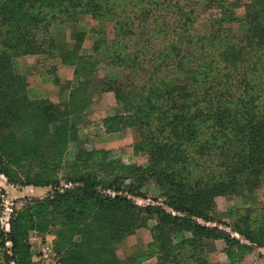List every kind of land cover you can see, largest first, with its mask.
Listing matches in <instances>:
<instances>
[{
  "label": "trees",
  "instance_id": "trees-1",
  "mask_svg": "<svg viewBox=\"0 0 264 264\" xmlns=\"http://www.w3.org/2000/svg\"><path fill=\"white\" fill-rule=\"evenodd\" d=\"M87 15L112 23L114 31L112 41L94 42L90 57L79 54L84 35L75 30ZM201 15L208 16V36L193 32ZM238 21L246 25L242 36L230 27ZM53 25L72 28V49L54 43ZM42 53L75 68L58 105L31 100L26 78L14 70L16 58ZM100 64L120 69L121 79L95 81ZM97 92H112L122 105L123 117L111 121L139 132L145 171L106 162L104 150L77 148L67 158L78 142L72 120ZM202 135L204 144L232 138L227 145L234 150L227 169L191 182L183 148ZM193 152L199 160L207 151ZM0 175L12 186L50 189L10 208L8 232L0 223V264H31L30 236L48 233L60 264H126L115 247L141 228L140 215L158 222L149 244L156 246V264H210L204 240L223 242L231 264L264 250V225H235L240 240L199 223L210 222L215 196L264 183V0H0ZM149 177L176 215L138 207L128 197L143 198L138 187ZM3 195L0 190V219ZM167 228L190 235L173 242Z\"/></svg>",
  "mask_w": 264,
  "mask_h": 264
},
{
  "label": "rangeland",
  "instance_id": "rangeland-1",
  "mask_svg": "<svg viewBox=\"0 0 264 264\" xmlns=\"http://www.w3.org/2000/svg\"><path fill=\"white\" fill-rule=\"evenodd\" d=\"M226 1L232 3L235 1L243 0ZM235 12L236 15L241 18L244 13V9L240 8ZM82 18L83 17H81L79 20H81ZM230 27L231 30L238 36H242L246 32V25L242 21L232 23ZM101 29H103V27H100L99 31L94 29L95 31L90 32V39L93 41V43L98 40L96 36L99 34ZM209 30L210 27L208 16L201 15L193 30L194 34L196 36H208ZM15 72L18 74L21 73L20 70H15ZM65 100L66 97L63 101ZM117 112L118 118L123 117L122 105L117 104ZM119 121V119L111 121L109 123L110 128L116 131H125V136L131 137L133 141L132 143H126L124 147H120L119 149L112 151L94 147L92 143L80 140L77 136L78 142L73 143L70 146L67 158H73L75 156V151L77 148L86 149L91 152L94 149L104 150L107 151L106 162L117 160L127 168H136L145 171L148 165V155L147 152L137 149L136 147V144L139 142V132L134 128H128L126 126L122 127V125L119 126ZM72 122L77 124V121H75L74 119L72 120ZM200 140L201 142L198 144H203V147L197 146L198 144H189L185 147V149L183 148L186 155L188 156L187 161L190 163L188 174H186L185 177L191 182L200 179L198 178L199 176H202L201 178L216 177L218 170L227 169L226 166L228 162H230V150H234L233 145H227V143L229 142L228 140H232V138L229 137H221L217 141V144H214L212 142H210L209 144H204L206 137L203 135ZM194 148H199V150H204L207 152L201 155V158L198 160L197 155L193 152ZM227 150H229V152ZM193 163H196V166H193ZM211 170L212 173L208 175L207 173H209ZM127 175L128 177H131L130 179H132V177L138 178V174L129 173ZM128 182L129 181H126V183ZM132 182H134V180H132ZM0 184L2 185V187L0 186V190H4V195L1 196V226L9 216L11 212L10 208H12V206L22 205V200L24 198H43L50 192L49 188L12 186L8 184L7 180L1 175ZM138 190L139 191H137V193L144 196L143 198L128 196L136 206L143 208L150 205L160 206L166 209L165 201L167 200V198H165L164 193L155 183V180L152 177L145 179V182H142L141 185H139ZM233 190H236V192ZM213 203L214 206L209 212L210 222L203 223L199 220V223H201L202 225H206L212 228H218L228 233L231 237H235L240 240L241 238L236 234L234 230L235 225L238 224L251 226V228L253 229L264 225V214L263 211H261L263 210L264 206V183L253 189L242 187L241 191H239V187H235L232 190H227L226 193L215 196L213 198ZM166 211L170 212L172 215H176V213L172 212L170 209H166ZM138 218L141 219L139 222L141 224V228L133 231L115 247L116 256L121 262H126V264H156L155 258H151L153 257L152 255L156 252V246H149V244L153 243L151 230L154 228V226H157L158 222L155 217H148L146 215H140ZM166 233L170 237V240L173 242L181 239H187L190 235L185 232L174 233V231L170 230L169 228H167ZM203 246L204 257L210 264H231L227 256L222 252V249L225 246L223 242L204 240ZM248 258H251V262L246 261ZM244 261L247 262L245 264H264V250L255 248L253 252L248 255L242 262Z\"/></svg>",
  "mask_w": 264,
  "mask_h": 264
},
{
  "label": "crops",
  "instance_id": "crops-1",
  "mask_svg": "<svg viewBox=\"0 0 264 264\" xmlns=\"http://www.w3.org/2000/svg\"><path fill=\"white\" fill-rule=\"evenodd\" d=\"M196 24L197 22L194 28ZM100 27L103 29L96 36L98 41H112L114 39L112 23L88 16H83L78 21L75 30L84 35L80 55L87 57L93 55L94 43L90 39V32L99 31ZM50 35L57 45H62L67 49H72L75 45L71 27L53 25L50 28ZM14 70H20L21 73H19L26 78L27 94L31 100H48L55 105L64 100L67 94H64L63 90L71 86L75 79L74 67L63 64L58 55L46 53L17 58ZM121 77L120 69L106 64H100L94 73V80L97 82L106 78L120 80ZM117 114V102L112 92L91 93L85 111L74 118L77 121L78 138L92 143L94 147L112 151L124 147L126 143H132V138L125 136V131L121 132L110 128L109 123L114 117H117ZM0 186L2 187L1 184ZM250 260L251 258H248L246 261L251 262ZM247 262L244 261L240 264Z\"/></svg>",
  "mask_w": 264,
  "mask_h": 264
},
{
  "label": "built area",
  "instance_id": "built-area-1",
  "mask_svg": "<svg viewBox=\"0 0 264 264\" xmlns=\"http://www.w3.org/2000/svg\"><path fill=\"white\" fill-rule=\"evenodd\" d=\"M10 215V214H9ZM9 216L6 221L2 223L1 228L8 232L9 230ZM55 236L48 233L47 236L33 234L30 236L28 243L30 245V262L31 264H60L57 252L54 249ZM6 248H10V243H6ZM10 264H14L11 262Z\"/></svg>",
  "mask_w": 264,
  "mask_h": 264
}]
</instances>
